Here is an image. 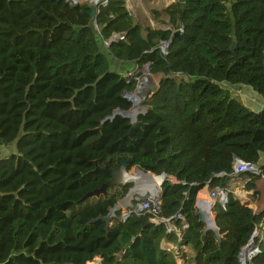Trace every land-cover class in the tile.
I'll list each match as a JSON object with an SVG mask.
<instances>
[{"label":"trees","instance_id":"trees-1","mask_svg":"<svg viewBox=\"0 0 264 264\" xmlns=\"http://www.w3.org/2000/svg\"><path fill=\"white\" fill-rule=\"evenodd\" d=\"M91 8L0 0V264H238L264 212L228 191L229 176L236 160L263 163L264 109L252 111L231 89L264 103V0H174L151 11L156 28L136 21L125 0H108L94 17ZM114 34L124 40L105 47ZM161 42H169L164 57ZM109 58L148 64L157 83L130 138V120L114 114L130 111L124 95L136 83L111 71ZM118 160L164 176L157 217L180 215L188 226L180 241L147 214L121 222L116 213L107 232L89 223L130 188L79 202L107 181L90 174L93 162L118 170ZM205 187L226 196L212 209L220 243L196 215ZM260 248L253 264H264Z\"/></svg>","mask_w":264,"mask_h":264},{"label":"built area","instance_id":"built-area-1","mask_svg":"<svg viewBox=\"0 0 264 264\" xmlns=\"http://www.w3.org/2000/svg\"><path fill=\"white\" fill-rule=\"evenodd\" d=\"M65 3L71 6L79 5L81 1L83 3H88L93 8H95V14L98 11V8L103 7L107 4L108 0H63ZM82 3V4H83ZM181 32V30H180ZM124 34H114L108 41L103 42L105 47H108L111 42L114 41H123ZM169 47V42H161L158 46L159 53L164 57L167 54V49ZM146 76V77H145ZM124 79L127 83L135 82L136 88L134 92L130 94H125L124 99L130 102V97L137 95L139 96V101H142L147 96H149L154 91V86L150 83L149 79V65H144L139 67L136 65L133 70L127 72L124 75ZM131 103V102H130ZM134 172H127L128 176L131 179L127 182L135 183L134 187L130 189L126 196L117 203V207H119L116 213H119L118 220L121 222H125L131 215L135 214H147L152 218L150 222L153 225H166L167 233H172L175 238L180 241L182 231L187 229V224L184 220L181 219L180 215H175L170 219H159L157 217L160 211V186L161 182L164 180V177L161 176H153L149 173H144L138 169H132ZM230 182H237L238 184L234 189L232 187L228 188V191L233 195L240 191L239 199H243V202L247 201V194L244 192V186L248 181V178H260L264 180V163L261 164H252L248 162H242L240 160H236L232 167V174L229 176ZM156 179H160L158 183L155 184ZM240 179H243L242 181ZM229 182V183H230ZM126 184V185H127ZM241 188V189H239ZM198 206L204 207L206 211L209 213L210 217V227L212 228V209L215 204H219L224 207L226 203V196L223 190L219 188H215L212 191L210 190L206 200L197 201ZM204 204V205H202ZM115 213V214H116ZM115 218V217H114ZM177 219L181 220V225L179 228L173 227L171 225V220ZM264 217L261 219L257 227L252 233V236L248 243L242 247L240 250L237 263L238 264H253V260L260 256L262 251L260 248V244L264 242ZM173 251H176V246L173 245ZM188 249V248H187ZM186 247H183V250L187 252ZM91 264H99V259H95ZM176 264H182L181 261H177Z\"/></svg>","mask_w":264,"mask_h":264},{"label":"water","instance_id":"water-1","mask_svg":"<svg viewBox=\"0 0 264 264\" xmlns=\"http://www.w3.org/2000/svg\"><path fill=\"white\" fill-rule=\"evenodd\" d=\"M128 13H129V11H128ZM90 16L91 17L95 16V8H93V7L91 8ZM234 47H235V45L233 44L231 47V50ZM140 103L141 102L139 101V106H138L139 113L137 115L141 114L143 111ZM128 113H129V111L128 112L118 111V112H115L114 116L120 115L123 118L130 120L131 129L127 135V137L130 138L132 136L133 132L135 131V129L137 127H141V124L137 123V121H136L137 116H135V118H131L128 115ZM112 118H113V116L111 117V119ZM93 165H94L95 169L90 174L101 173L102 175H104L107 178V181L105 183H103L98 189H96L90 193H87L84 197H82V199L79 201L80 203H83L88 199H93V198L97 199L99 197H106L108 191H112V190L116 189L117 187L125 186L128 182V181H126V179H124V178H127V176H128L127 161L118 160V165H119L118 170H110L107 167H104L101 169L98 167L97 162H93ZM118 209H119V207H117V205H116L114 208H112L109 211V213L106 217H99L96 220L90 221L89 223L92 224V223H95L97 221H101L105 224V231L107 232L109 227H110V222L115 217V213L118 211ZM196 215L199 217V222L204 225L203 233L205 234L206 232H209V231L212 232L215 235L217 243H220L221 236L219 235L218 230L215 227L214 217L212 218V222H211L212 228H211L207 225V222L209 223V221H210L208 211H206L204 209V207L198 206L197 201H196Z\"/></svg>","mask_w":264,"mask_h":264},{"label":"crops","instance_id":"crops-1","mask_svg":"<svg viewBox=\"0 0 264 264\" xmlns=\"http://www.w3.org/2000/svg\"><path fill=\"white\" fill-rule=\"evenodd\" d=\"M126 2V6L128 5H132L134 4L133 0H125ZM135 66V65H134ZM116 73L119 74H125L129 71H131L132 69L130 68V66L127 65H123L120 63H116V66L114 67ZM153 83V82H152ZM156 87H157V83L156 81H154ZM153 83V84H154ZM238 91H243L246 95H247V99L244 100V105L246 107H248L249 109H251L252 111H259L261 109H264V103L263 101L254 93H252L249 89L247 88H237ZM261 161H263L264 163V157L261 159ZM241 181L243 179H240ZM238 183L237 182H230L228 184V188L232 187V189H234L236 187ZM255 186L256 189L254 190H245L244 192L247 194V201L243 202V199H239L237 196H239L240 191L238 190L237 193H235L236 195H234L237 199H239L243 204L247 205L250 209L253 210V213H263L264 212V206H262L263 202H264V198L261 200V196L262 193L264 194V180L263 179H257V181L255 182ZM241 189V188H239ZM256 190V191H255ZM210 192V189L208 187H205L202 191L199 192V194L197 195V201L201 200L204 201L206 200L208 194ZM254 192H257L255 194H253ZM264 205V204H263ZM264 234V233H263ZM174 244L170 241L167 240H163L161 242V248L165 251H173V246ZM187 249V248H186ZM190 250L187 249V252H189Z\"/></svg>","mask_w":264,"mask_h":264},{"label":"rangeland","instance_id":"rangeland-1","mask_svg":"<svg viewBox=\"0 0 264 264\" xmlns=\"http://www.w3.org/2000/svg\"><path fill=\"white\" fill-rule=\"evenodd\" d=\"M134 4L132 5H128L126 6L127 10L129 11V13L131 14V16L138 21L139 23H141L144 26L147 27H151V28H156V25L154 24L153 20H152V10H161L165 7H168L170 4H172L174 2V0H133ZM80 4L83 3V1L79 2ZM110 59V58H109ZM109 64H110V70L113 72H116L114 67L116 66V63L110 59L109 60ZM130 68L133 70L134 66L130 65ZM146 77V76H145ZM149 81L150 83H154L155 79L149 77ZM152 83V84H153ZM154 86V90L156 89V85L155 83L153 84ZM232 90V95H238L242 101L243 99L246 100L247 99V95L241 90L238 91L237 89H231ZM141 102V101H140ZM127 172H134V171H127ZM157 182H159L160 179H156ZM127 185H130V189H132L135 185V183H129ZM128 190V191H129ZM264 198V194L262 193L261 196V200ZM264 204V202H263ZM262 204V206H264Z\"/></svg>","mask_w":264,"mask_h":264},{"label":"bare ground","instance_id":"bare-ground-1","mask_svg":"<svg viewBox=\"0 0 264 264\" xmlns=\"http://www.w3.org/2000/svg\"><path fill=\"white\" fill-rule=\"evenodd\" d=\"M130 102L132 104V107L128 113V115L131 117V118H135V116H137V114L139 113V109H138V106H139V96L137 95H134V96H131L130 97ZM126 179V181H129L131 179L130 176H127V178H124ZM158 183L157 180L155 182V184ZM204 205V204H202ZM207 225L210 227V224L207 222Z\"/></svg>","mask_w":264,"mask_h":264}]
</instances>
